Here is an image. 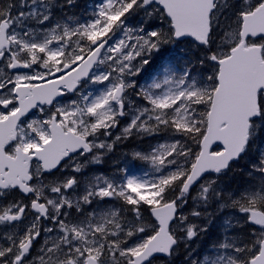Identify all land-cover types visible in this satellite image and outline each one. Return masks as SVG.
Segmentation results:
<instances>
[{
  "label": "snow or ice",
  "instance_id": "1",
  "mask_svg": "<svg viewBox=\"0 0 264 264\" xmlns=\"http://www.w3.org/2000/svg\"><path fill=\"white\" fill-rule=\"evenodd\" d=\"M73 2L0 0V264H172L212 205L258 228L236 236L223 219L224 239L188 264H264V0H100L55 16ZM189 38L199 55L161 56ZM132 136L157 140L132 154L151 178L85 176ZM245 158L262 183L234 198L224 178Z\"/></svg>",
  "mask_w": 264,
  "mask_h": 264
},
{
  "label": "rangeland",
  "instance_id": "2",
  "mask_svg": "<svg viewBox=\"0 0 264 264\" xmlns=\"http://www.w3.org/2000/svg\"><path fill=\"white\" fill-rule=\"evenodd\" d=\"M184 46L185 45L183 43H180V44H178L176 46H171L170 45V46H168V49H169V51L176 53L177 51L181 52L184 49ZM174 57L176 58V56H174ZM180 64L181 65L183 64V60L182 59L180 60ZM151 72H152L151 67H148V71L145 72V73L147 75V74H149ZM147 77H146V79H147ZM144 82L145 81H141V83H144ZM128 119L129 118L126 117L124 120L121 121V125H120L119 128H116V129L112 130L113 131V139H114L115 135H118L120 133L121 129L125 126V124L127 123ZM131 140H133V141L141 140V142H143L141 144L143 146L141 147L140 151L138 150V145L135 144L131 149L127 148L124 151L118 150L117 148L113 149L112 152L105 151L106 154L104 153V155L102 156V162H103V159H107V157H108L107 154L116 156L118 151L123 152L122 154H120L118 156L117 160L112 159V161H111V163L113 165H117V164L121 163L119 165L120 168L118 167L114 171H110V172L102 173V174H96L95 173L96 170H93V172L90 175L85 174V176H87V177H92V176H97V175L108 176V177L122 176L124 174H122L119 170L120 169H127L128 174H130V175H134V176H136L138 178L139 177L151 178L152 169H151L150 164L148 162H146V161L134 160L132 154L134 152H147V151H150V148L152 146H155V144L157 143V140L153 139V138H147V137L141 138V137H137V136H132ZM123 141L124 140L116 143V145L123 143ZM101 163H99V164H91L88 167H98V166H100ZM136 169H138L140 172H144V173L148 174V176H143L141 173H138V174L133 173V171L136 170ZM195 194H196V190L194 189L193 192H192V195L194 196ZM112 203H116V202L115 201L106 202V206H107V204H112ZM93 207H95V205H93ZM193 207H194L193 202H192L191 199H189L188 206L183 210L184 213L185 214L189 213L192 210ZM209 212L215 213V214H220L219 212H217V206L216 205H213ZM225 218L231 219L233 221V223H234L233 235L242 237V236H247L248 234L251 233L252 229H250L249 227L246 226L245 217H244V215L242 213H240L237 209H231V208L226 209V211H224L223 214H220L219 216L214 217L212 224L214 226H216V228H217L216 231L217 232H215L213 235L210 236V241H209L210 244L201 253V257L199 259L202 260L204 258V256L207 255L208 251L210 249H212V246L216 242L221 241V240L224 239V232H223V229L220 227V224H221L222 220L225 219ZM237 221H238V223H237ZM193 222L197 223V224H202L203 223V217L200 218L199 220L193 219ZM41 243H43V240H42ZM39 247H40V245L37 247L36 252L34 253L33 256L36 255V253L38 252ZM181 249H182V246L179 247V249L177 251V254H178L179 250H181ZM213 253H214V250H213ZM176 255H174V257H173L172 264H174V258H175Z\"/></svg>",
  "mask_w": 264,
  "mask_h": 264
},
{
  "label": "trees",
  "instance_id": "3",
  "mask_svg": "<svg viewBox=\"0 0 264 264\" xmlns=\"http://www.w3.org/2000/svg\"><path fill=\"white\" fill-rule=\"evenodd\" d=\"M193 54L199 55L196 48H190L187 52V55L190 58L193 56ZM254 152H255V149H253V153ZM247 164H248L247 158L239 161L238 165H235V167H233V172H230L228 174V177L224 178V183L228 191L236 193V197L234 198H238L239 195L249 186L254 185V186L259 187L260 184L262 183L258 175H249L251 171V166L248 165V167H244ZM205 240H206L205 238H198L197 241L198 242L201 241V245H202L203 242H205ZM193 247H195V244L193 245Z\"/></svg>",
  "mask_w": 264,
  "mask_h": 264
},
{
  "label": "bare ground",
  "instance_id": "4",
  "mask_svg": "<svg viewBox=\"0 0 264 264\" xmlns=\"http://www.w3.org/2000/svg\"><path fill=\"white\" fill-rule=\"evenodd\" d=\"M183 256L182 255H177V259H180L182 258Z\"/></svg>",
  "mask_w": 264,
  "mask_h": 264
},
{
  "label": "water",
  "instance_id": "5",
  "mask_svg": "<svg viewBox=\"0 0 264 264\" xmlns=\"http://www.w3.org/2000/svg\"><path fill=\"white\" fill-rule=\"evenodd\" d=\"M254 226H256V225H254ZM256 227H258V226H256Z\"/></svg>",
  "mask_w": 264,
  "mask_h": 264
}]
</instances>
